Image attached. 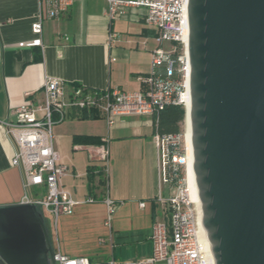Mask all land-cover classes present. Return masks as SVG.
Here are the masks:
<instances>
[{"label": "crops", "instance_id": "crops-1", "mask_svg": "<svg viewBox=\"0 0 264 264\" xmlns=\"http://www.w3.org/2000/svg\"><path fill=\"white\" fill-rule=\"evenodd\" d=\"M105 6L104 0H73L60 18L43 19L37 36L31 31L37 0H0V205L20 203L24 193L22 172L12 165L14 146L6 119H14L11 111L27 96L33 103L42 99L46 78L62 80L67 89L145 88L152 51L160 46L156 32L143 24V10L111 22ZM81 119L71 111L67 121L52 128L54 146L70 169L62 185L76 202L72 212L56 220L47 216L52 248L87 257L93 264L149 257L151 226L166 218L164 199L170 194L165 187L161 190L153 117L122 115L109 130L101 116ZM76 134L107 139L104 188L98 184L103 145L74 144ZM106 195L117 204L108 224Z\"/></svg>", "mask_w": 264, "mask_h": 264}, {"label": "water", "instance_id": "water-1", "mask_svg": "<svg viewBox=\"0 0 264 264\" xmlns=\"http://www.w3.org/2000/svg\"><path fill=\"white\" fill-rule=\"evenodd\" d=\"M186 4L201 225L214 264H264V0ZM45 226L34 204L0 205V264H54Z\"/></svg>", "mask_w": 264, "mask_h": 264}, {"label": "built area", "instance_id": "built-area-1", "mask_svg": "<svg viewBox=\"0 0 264 264\" xmlns=\"http://www.w3.org/2000/svg\"><path fill=\"white\" fill-rule=\"evenodd\" d=\"M38 9L31 31L41 33L43 19H58L73 0H37ZM108 21L135 9L143 10V24L156 32L160 46L152 51V70L144 80L143 90H123L116 86L102 90L82 85L67 89L65 82L48 77L42 86L43 97L33 103L27 96L22 104L11 111L13 120L6 119L5 127L13 144L12 165L22 172L24 193L21 203L34 204L44 215L56 220L62 214L72 212L75 200L62 185V178L70 173L53 142L52 128L69 118L74 111L82 117L84 111L94 112L105 119L108 130L124 115H150L153 122L158 112L167 104L182 105L185 72L188 69L186 46L182 42L187 29V0H104ZM67 40V37H64ZM111 39L115 40L114 36ZM164 44L170 49L165 50ZM177 72L180 81L173 80L172 61H168L167 76L156 72L169 54L176 53ZM177 54V53H176ZM28 95V94H27ZM153 141L158 149L159 179L163 183L171 180L170 169L177 170L182 163L180 152L182 134H154ZM107 139L103 138V150L99 154L102 171L107 175L109 168ZM44 190V191H43ZM104 202L108 208L106 223L110 221L116 203L107 195ZM88 201H93L88 198ZM166 218L155 221L151 226L152 253L149 257L119 261L110 258L105 264H211L203 235L199 230V211L190 200L185 181L177 180L174 190L164 199ZM140 206L144 203L140 202ZM54 264H93L84 256H68L53 249Z\"/></svg>", "mask_w": 264, "mask_h": 264}, {"label": "trees", "instance_id": "trees-1", "mask_svg": "<svg viewBox=\"0 0 264 264\" xmlns=\"http://www.w3.org/2000/svg\"><path fill=\"white\" fill-rule=\"evenodd\" d=\"M177 54H169L165 59L158 65L157 68H161L159 75L166 77L168 61H172V74L171 78L175 81H180V74L177 72ZM38 61L41 59L40 55L36 58ZM185 109L182 105L176 104H167L158 112L157 120L153 123V133L159 134L161 136L168 134H183V121L185 118ZM89 116L96 118L98 115L94 112H89ZM72 141L74 144H83V145H102L103 138L94 135L87 134H76L73 135ZM103 183V179L100 175V182ZM46 224V223H45Z\"/></svg>", "mask_w": 264, "mask_h": 264}, {"label": "bare ground", "instance_id": "bare-ground-1", "mask_svg": "<svg viewBox=\"0 0 264 264\" xmlns=\"http://www.w3.org/2000/svg\"><path fill=\"white\" fill-rule=\"evenodd\" d=\"M182 42L183 44L186 46V42H187V29H185L184 35L182 37ZM187 73H188V69L185 72V77H184V81H183V91H182V95L180 97V102L182 104V106L185 109V119L183 121V143H184V149H185V153L182 156V163H184V169H185V184L188 190V195L190 197V200L193 202V204H195L198 208L199 211V230L200 233L203 235V238L205 240V244H206V248H207V255L209 258V261L211 262V264H214L212 255H211V251H210V244L207 240V235L206 232L204 230V228L201 225V211H200V202L198 200L197 197V190H196V186L194 183V177L192 175V170H191V147H190V126H189V119H188V109H189V93H188V82H187Z\"/></svg>", "mask_w": 264, "mask_h": 264}, {"label": "rangeland", "instance_id": "rangeland-1", "mask_svg": "<svg viewBox=\"0 0 264 264\" xmlns=\"http://www.w3.org/2000/svg\"><path fill=\"white\" fill-rule=\"evenodd\" d=\"M164 46V49L165 50H168V49H170V45L169 44H164L163 45ZM181 48H182V46L179 44V45H177V48H176V53H177V55H179L180 53H181ZM68 120V118L67 119H65V121H67ZM81 120H83V119H81ZM184 153H185V149H184V143L182 142V146H181V152L179 153L180 154V157H181V160H182V156L184 155ZM178 169L177 170H172V169H170V178H171V180L169 181V182H167V183H162L161 184V190H164V187L166 188V190H170V192L172 191V190H174V187H175V184H176V181L179 179V180H182V181H184L185 180V169H184V163H181V164H179L178 166ZM101 177H102V179H103V183H101L102 184V187L104 188L105 187V185H106V183H105V178H106V174L105 173H101ZM44 191V190H43ZM44 218L46 219L47 218V215H44ZM45 223H46V227L48 226V225H50V222L48 221V218H47V220L45 221ZM48 228V227H47ZM50 228H48V230H49ZM119 259H124V258H119ZM119 259H117V260H119ZM119 261H124V260H119ZM159 264H164V263H159Z\"/></svg>", "mask_w": 264, "mask_h": 264}]
</instances>
